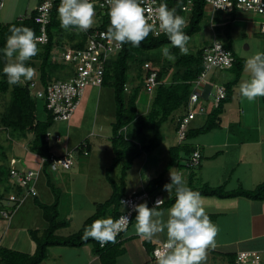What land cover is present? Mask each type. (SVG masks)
I'll use <instances>...</instances> for the list:
<instances>
[{
  "label": "trees",
  "instance_id": "16d2710c",
  "mask_svg": "<svg viewBox=\"0 0 264 264\" xmlns=\"http://www.w3.org/2000/svg\"><path fill=\"white\" fill-rule=\"evenodd\" d=\"M158 1L159 3H167L170 9L173 7L177 8L178 14L182 15L183 17H186V13L190 15L189 20H187V27L183 29L185 34L191 37L200 31V23L204 17L205 9L207 7L205 0H192L190 12L181 10V7L185 3L183 0ZM59 5L60 0H55L50 13V22L47 26L48 43L44 46L38 45L39 53L37 56L32 58L39 60L37 69L39 71V83L42 87H45L50 81L61 79V77L65 78L66 76L70 75L69 66L65 64H55L53 61H51L52 52L56 47V44H64V39H62L63 36L67 37L68 40L66 41H69V45L74 47L83 46L86 39V34L79 29L70 28L69 30H64L61 28L60 20L58 18ZM35 12L36 11L34 10L28 17L13 23H9L4 27H0V92L9 96L7 104L8 106H6L5 112L0 115V129L2 128L1 130L6 132L8 129L12 131H19L24 137L28 133L32 134V138L28 143V152L45 160L42 166V177H45L46 179V185L54 196V202L51 204L41 203L40 201L36 202L37 207L42 212V217L47 226L41 235H39L38 231L36 230L29 231L30 238L35 244V251L33 254L29 255L26 253H20L0 245V264H40L47 258L49 248H82L83 246L89 244L94 245L95 254L99 256L102 264H115L116 252H113L112 250L115 248L116 244L113 245V243L109 242L104 246H101L99 242L91 238L88 240H83L82 236L84 230L96 219L106 217L109 209L113 211L114 219H116L122 212L120 210V199L124 196V188L123 185L118 188V185L114 179L111 178L110 173L120 161L127 158L128 160L125 162L127 164L123 166L124 175H122V177L125 179V171L129 169L133 159L139 157L142 151H150L152 148L157 146L160 140L159 131L161 126L168 121L172 113L178 109H182L183 112L179 118L183 116L187 101L193 90V82L204 69L202 53L205 47L200 48L191 54H181L178 48L171 47L166 34H162L160 36H154L153 34H150L139 47H133L131 44L122 45V49L108 61L106 64L102 86L110 85L112 87L115 103V122L112 124L113 135L111 137L112 150L115 157L112 160L111 165L106 169V181L111 186L112 193L107 200L97 206L95 213L88 217L76 232L67 236H61L57 234V232L61 229L67 228L69 222L65 219H59L58 201L60 197V191L52 181L53 175L49 170L51 150L54 149V147L48 144L44 139L46 132L50 130V128L55 123L51 113L46 110L44 102L43 109L44 112H46V117L43 119L38 118L36 104V101L38 100L31 96L30 91L28 90L25 83L9 85L6 75L3 73V68L7 59L3 54V49L6 45V38L10 35L9 28L12 25L29 27L33 29L37 35L39 32V26L34 22ZM96 21V24L92 27V31L97 29L107 32V29L110 26L109 10H106L104 13H99ZM164 45H168L169 48H171V53L175 56L174 64L176 66V70L173 72L171 77H167L169 72L168 66L170 64L164 60H160L158 58L159 55L156 57L152 55L146 58L144 57L145 54L159 50ZM225 48L227 50L229 49L228 47ZM154 54L156 55V53ZM141 57H143L142 60H140L143 71L139 77H141L143 84L142 86L133 87L131 91L127 93V85L129 84L127 78L129 62L138 60ZM145 63L149 64V68H144ZM180 68H182L181 74L177 72L180 70ZM242 68L243 63L241 60H238L237 58L236 60L234 59L231 69L234 71L235 77L232 83L225 84V98L221 101L217 108L209 113L205 123L202 126L195 128L190 126L185 139L186 143L180 145L177 144L176 147L170 149V160L166 166V170L180 164L181 159L179 160L178 157L180 156V151H185L184 155L187 159V157H189L190 154L196 150V148H198L196 145L194 146L189 144L187 142L188 140L195 136L206 134L213 128L217 127V117L222 113L223 105L229 102L231 88L237 82L242 72ZM63 72H66V74H64L65 76L63 75ZM151 72H156L157 74V85L152 90V92L149 93L151 94V102L146 114V122L148 127L152 130L153 136L149 139V144H145L144 142H140L143 134L142 127L137 126V129L134 130L133 134V131L129 129L128 125L134 121L137 124V122L141 120V116L138 113V106L135 102L140 91H142V87L145 90L144 84ZM167 79L168 82L166 81ZM165 81L167 83H165ZM145 92L147 91L145 90ZM89 138L90 136L87 138L85 137L78 143L79 147L77 148V151L81 156L87 157L90 153ZM65 143L66 142H64V144L61 146L63 147L62 149H64V146H67ZM82 143H85L87 146V156L83 155L84 149L81 145ZM183 168H185L184 164H180L179 169ZM185 171L191 172V169L190 171L185 169ZM9 172L8 175L10 178ZM124 179H122V183H124ZM166 182L167 181L164 180L163 173H161L156 178L148 181L144 189H141L140 192H146L150 197L155 198L157 197L156 193L166 184ZM188 187H190L193 191H198L203 197H215L218 199L236 197H244L251 200L264 199V183L257 186L254 190L248 191L238 189L232 192L226 191L223 186L212 188L206 184L202 185L201 187H194L189 184ZM21 192L22 188L17 184H14V188L7 187L4 192L0 191V206L5 207L3 200L5 201L9 195H19ZM37 196L38 191L36 196L29 198H35ZM175 200L176 195L174 194L170 200L164 201L160 210H163L167 206L174 204ZM148 206L150 208L153 207L149 204ZM16 211L12 214L10 221L12 220ZM136 214L137 213H135L134 216ZM209 217L212 218V216ZM10 221L6 222L9 224ZM124 233H122L120 236H117V242L121 241L120 238Z\"/></svg>",
  "mask_w": 264,
  "mask_h": 264
},
{
  "label": "crops",
  "instance_id": "0c3cea01",
  "mask_svg": "<svg viewBox=\"0 0 264 264\" xmlns=\"http://www.w3.org/2000/svg\"><path fill=\"white\" fill-rule=\"evenodd\" d=\"M28 1H35L36 3L34 7L29 8L31 14L37 7L39 0ZM0 2L3 3V0H0ZM2 8L3 5L0 7V10ZM20 18H17V21ZM9 23L13 22H0V27H4ZM262 24H264V16L255 13H246L240 11L225 13L214 12L211 10L209 16V28L212 33V38L209 42L206 41V43L200 48L211 45L214 39L218 40L223 46L229 48L228 50L233 54L235 60L236 58L241 60L243 63L242 72L237 82L231 88L229 102L223 105L222 113L217 117V127L213 128L207 133L209 134L207 139L202 140L200 137H198L199 143L201 145L199 146L198 143L195 145L198 146L199 149L201 148V162L199 167L191 170V172L185 171V168L179 169L180 164L182 165V162L186 161L185 157L184 159L181 158V155H184L185 151H180L181 153L178 157L182 162H180L178 166L175 165L166 170L168 163L165 164L166 166L163 171V175L164 180L167 181L166 183H170V169L172 168H175L183 174V178L185 179L187 186L189 184L194 187H201L205 184L212 188L223 186L226 191L232 192L238 189L248 191L254 190L257 186L264 183V97H257L254 101L249 102L246 98L241 96L238 88L240 81L242 79H248L250 75L244 71L246 60L257 52H264V34L261 31ZM247 40L251 41L249 46H245L244 49L238 47V42L242 44ZM251 46H255L257 48L251 49ZM223 71H230L231 77L220 73ZM234 74L235 73L232 69L212 70L206 77V85H203L202 88H197L198 91H201L199 104L205 105L207 109L205 115L196 117V119L202 118V125L205 123L209 113L214 110L210 95L214 91V86L222 85L225 87V84L232 83L235 77ZM166 81L168 82V80ZM166 81L165 83H167ZM136 86L137 85L130 86L127 89V93H129L131 89ZM144 95L146 96V99L143 98ZM150 102L151 94L145 91H140L135 102L138 106V113L141 106H146V109H148ZM76 111L74 112L73 116L75 115ZM182 112L179 114V116H177V118L181 116ZM141 114L139 115L141 116ZM70 122L67 123L65 127L66 131L64 130V135L70 134ZM175 122L172 129L174 145L168 150L169 160L170 149L177 146L175 137ZM112 124L111 134L107 136L110 141L113 135ZM128 126L134 134V130L137 129L136 122L134 121ZM159 132L160 140L158 144L163 142L167 135L171 137L170 132L168 134L162 131ZM90 134L94 136L93 133ZM94 138H97V136ZM66 140H68V135L66 136ZM67 143L68 141H66L65 144L67 145ZM91 146L92 144L90 142V153ZM143 154L145 155V161L144 163L143 161H140L138 166L140 167L138 170H141V173L143 172V169H145L147 163H149V161H147L148 159H146V156H148L150 152L148 150L145 152L142 151L140 155ZM140 157L141 156L133 159L129 169ZM127 160L128 159H123L122 161L127 162ZM218 162L221 166L220 168H217ZM121 171H123V168ZM61 173L62 172L57 174L54 179L56 180L58 178L60 180ZM161 173L162 172H160V174ZM122 175L123 174H121V176ZM59 182L61 183V180ZM124 182L125 183L122 185L124 188V196H126L134 191L140 192L141 189H144L145 185L148 183V180L140 176L138 180L136 178L134 181L128 180L127 182L125 178ZM121 183L122 178L120 180V184ZM37 191L38 196L32 198V202L36 206V202L39 201V190ZM174 194V190L169 195L167 192L163 191V187H161L156 193V196L161 197V199H164V201H167L170 200ZM203 198V206L206 210V213L209 216H212L210 219L217 226L218 232L213 243L207 247L205 260L202 261V264H232L240 252H258L262 258V264H264V199L251 200L244 197L226 199H218L215 197ZM28 199L29 197L26 200ZM51 201L52 199L48 203L45 202V204H51ZM172 205H169L162 210L165 212V221L167 220V210L170 209ZM120 210H122V206H120ZM113 215V211L109 209L106 217H113ZM136 215L134 216L128 230L121 236V241L115 243L116 246L112 250L113 252H116L115 264H156V259H154L152 256V250L161 246L167 239L166 229L164 233L159 234L151 241L140 238L136 234L134 227ZM66 221H68L70 224L68 217L66 218ZM4 223L7 225V222ZM6 228L3 230L4 234L0 238L1 246H3V244L9 239L8 233L10 230H6ZM5 246L8 248L6 243ZM47 259L50 260L49 264H102L99 256L95 254L94 245L91 244L85 245L82 248H49Z\"/></svg>",
  "mask_w": 264,
  "mask_h": 264
},
{
  "label": "rangeland",
  "instance_id": "374dc122",
  "mask_svg": "<svg viewBox=\"0 0 264 264\" xmlns=\"http://www.w3.org/2000/svg\"><path fill=\"white\" fill-rule=\"evenodd\" d=\"M35 4V1L29 2L28 0H3V8L0 10V22H14L17 21V18L28 17L30 15L29 8L34 7ZM210 12V8L206 7L204 17L200 23V31L190 37V41L187 45V54L196 52V50L204 45L206 41L209 42L211 40L212 33L209 28ZM186 14L187 15L185 18L186 20H189L190 15L188 13ZM96 20L97 19L94 18V25L97 22ZM62 39H64V44L69 45V41H66L68 40L67 37L63 36ZM237 44L239 48L244 49L245 46H249L251 44V41L247 40L242 44L240 42H238ZM59 45L62 44H56V46ZM255 48L257 47L251 46V49ZM159 50H155L152 53L145 54L144 57L146 58L151 55L156 57L157 55H159L158 58L160 60H164L168 62V64H170L168 66L169 72L167 77H171L173 72L176 70L174 61H169L168 59L164 58ZM154 53H156V55ZM142 58L143 57L139 58L138 60L129 62V69L127 73L129 83L127 85L128 88L134 85L142 86L143 84L141 77H139L143 71L140 61L142 60ZM51 61H53V63L55 64H62L55 62L52 57ZM38 63L39 60L31 59L30 61L26 62V65L36 69V73L31 80L39 83V71L37 69ZM177 72L181 74L182 68H180V70H178ZM220 73L231 77L230 71H223ZM64 74H66V72H63V75ZM61 78L63 79L64 77ZM22 80L23 84H26L30 81L24 80L23 78ZM142 91H145L143 87ZM143 98L146 99V96L144 95ZM8 100L9 96L4 95L0 92V115L5 112L6 106H8ZM36 104L38 118H45L46 112H44L43 109V101L38 100L36 101ZM148 109H146V106H141L139 111V114L142 113L140 117L141 120L137 122V126H141L143 130L140 142H144L145 144H149V138L153 136V132L148 127L146 122V114L148 112ZM181 112L182 109L174 111L168 121L161 126L160 131L167 134L170 132L171 137L167 135L166 139L163 142L159 143L156 148L149 151L150 154L146 156V159H148L147 161H149V163H147L142 173L141 170H138L140 169V167L138 166L140 161H143L144 163L145 155H140L141 157L137 159V161L131 166V168L125 171L126 182L128 180L134 181L136 178L138 180L140 176L150 181L156 178L160 174V172L163 173L166 166L165 164H167L169 161L168 150L174 145L172 130L174 122ZM114 117L115 103L113 101L112 87L110 85L103 86L101 88L88 87L75 115L70 122V134H63L64 130L66 131V122H57L50 128V132H59L61 135L65 136L64 142H66V136L68 135L67 146L69 149L74 148V146H76V144H78L85 137H89L90 133L94 134V136L89 138L92 144L91 153H89L87 157H84L81 156L78 151H75L73 155L74 165L69 171H63L60 174L61 183L59 182L60 180L58 178L56 180L54 179L59 173L52 174V181L60 191V197L58 201L59 219L66 220V218L68 217L70 220L69 227L61 229L57 233L59 235H67L76 232L81 227L82 223L88 217L92 216L95 213L97 206L107 200L112 193L111 186L106 181V169L111 165L112 160L115 157L112 150V142L109 140V138H107V136L111 134V124L115 120ZM197 126H202V118H195L192 122L191 127L195 128ZM1 129L0 191L4 192L7 187L14 188V182L9 178L8 175L9 168L14 165L13 167L16 168L35 169L37 168V166H39V157L28 152V143L32 138V134L28 133L24 137L19 131H12L8 129L6 132ZM208 135L209 134L207 133L198 135L191 138L187 142L191 145H195L198 143V145L200 146L201 144L199 143L198 137H200V139L202 140H205L207 139V137H209ZM96 136L97 138H94ZM175 137L176 142L178 143L176 132ZM58 148L60 149L61 145ZM184 157L185 156L182 154L181 158L184 159ZM183 163L184 162H182V164ZM126 164L127 163H125L124 161H121L110 174L111 178H113L114 181L117 182L116 184L118 185V188L125 183L124 182L120 184V180L121 178L124 179L121 176V174L124 175V171L121 170ZM217 165V168L221 167L219 162L217 163ZM37 190H39V201L41 203H48L51 199V203L54 202V196L51 193L50 189L47 187L46 179L45 177H42V174L37 184ZM32 201L33 199L29 198L18 208L12 220L9 222V224L7 223L8 226L6 225V223H4L6 222L5 220H0L3 221L0 222V238L4 234L3 230H5L6 226V230H10L9 233L6 232L8 233L9 238L5 242L7 244V247L27 254H32L35 250V245L30 238L29 231L36 230L38 231L39 235H41L47 226L42 217L41 210ZM5 243L3 244V247H6ZM49 263L50 260L46 258L42 264Z\"/></svg>",
  "mask_w": 264,
  "mask_h": 264
},
{
  "label": "clouds",
  "instance_id": "9594fccd",
  "mask_svg": "<svg viewBox=\"0 0 264 264\" xmlns=\"http://www.w3.org/2000/svg\"><path fill=\"white\" fill-rule=\"evenodd\" d=\"M107 3L110 6V26L106 36L110 41L117 45L139 47L150 34L158 36L162 32L167 35L171 47L187 54L190 36L183 30L187 27V20L178 14L177 8L170 9L167 3L146 8L145 0H107ZM95 14L93 0H61L58 8L60 26L64 30L76 28L88 31L93 26ZM9 32L3 49L7 58L3 73L9 85H17L22 78L33 79L36 69L27 66L26 62L38 55V43L44 37L37 36L33 29L25 26L12 25ZM159 51L169 61L175 60L168 45L162 46ZM244 71L250 75L238 85L241 96L249 102L264 97V52H257L248 58ZM173 190L176 200L167 210L166 221L165 212L160 210L164 199L158 198L151 208L147 202L135 206V232L140 238L151 241L167 230L166 241L156 249V264H202L218 228L206 213L201 193L188 187L183 174L175 168L170 169V183L163 186V191L169 195ZM121 204L126 206L124 201ZM129 223L128 215L118 219L112 216L96 219L85 228L82 239L91 238L101 246L109 242L115 244L117 236L127 229Z\"/></svg>",
  "mask_w": 264,
  "mask_h": 264
},
{
  "label": "built area",
  "instance_id": "2783aa9c",
  "mask_svg": "<svg viewBox=\"0 0 264 264\" xmlns=\"http://www.w3.org/2000/svg\"><path fill=\"white\" fill-rule=\"evenodd\" d=\"M185 3L181 7L182 11L190 12L192 7V0H183ZM207 7L214 12H248L264 16V0H205ZM55 0H39L35 8L34 22L39 26L37 36H43L44 40L38 45L44 46L48 43L47 26L50 22V13ZM61 3V0H60ZM95 6V19L98 18L99 13H104L109 10L107 0H93ZM160 3L158 0H145L146 8H154ZM2 2H0V7ZM24 18H20L22 20ZM94 25V24H93ZM93 27V26H92ZM83 31L86 34L85 43L81 47H74L67 44L56 46L52 52V59L57 63H62L70 67V75L65 78L50 81L45 87L40 83L30 80L25 85L30 91L31 96L36 100H42L45 104L46 110L51 113L54 123L69 122L80 105V102L88 87L101 88L104 81L106 64L115 56L121 49L122 45H117L116 42L110 41L105 31L93 30ZM213 27V26H212ZM261 31L264 33V24L261 25ZM165 34L160 33L158 36ZM154 36H157L153 34ZM58 45V44H57ZM57 60V61H56ZM202 61L204 65L203 71L196 77L193 82V90L189 96L186 104L185 113L176 123V136L178 144L186 142V136L190 129L191 123L198 116L205 115L207 109L205 105L199 104L201 91L197 88H202L206 85V77L212 70H227L233 66L234 57L232 53L227 50L222 43L215 40L211 45L205 47L202 53ZM144 68H149V64L145 63ZM156 72H151L145 81V90L151 93L156 87ZM23 83V80H21ZM214 91L211 95L212 107L215 109L219 106L221 101L226 96V89L222 85H215ZM211 93V90H210ZM209 94V93H208ZM90 137L92 134L89 135ZM64 137L59 132L52 133L48 130L45 134V141L52 145L54 149L51 150L49 170L52 174H57L63 171H69L73 165V155L77 151L79 144L74 148L69 149L67 146L58 148L64 144ZM87 156V146L85 143L81 144ZM86 149V150H85ZM57 150V151H56ZM38 157V156H37ZM201 153L199 148H196L184 162L186 170L190 171L197 168L200 164ZM45 160L39 157V166L35 169L31 168H10V179L22 188L21 194H12L4 201L5 207L0 206V219L10 221L12 214L26 201L28 197L37 195V183L42 174V166ZM161 197H150L146 192H132L120 199V205L123 210L118 219L122 215H128L130 223L134 216L135 206L147 202V204L154 206L155 201ZM121 201L126 203V206L121 204ZM127 229L129 228V225ZM126 229V230H127ZM125 230V231H126ZM125 231H122L120 236ZM152 250V256L156 259L155 253L157 248ZM233 264H262V258L258 252H240L236 256Z\"/></svg>",
  "mask_w": 264,
  "mask_h": 264
}]
</instances>
